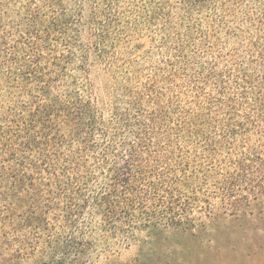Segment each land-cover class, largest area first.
Returning <instances> with one entry per match:
<instances>
[{
	"label": "trees",
	"instance_id": "1",
	"mask_svg": "<svg viewBox=\"0 0 264 264\" xmlns=\"http://www.w3.org/2000/svg\"><path fill=\"white\" fill-rule=\"evenodd\" d=\"M147 1L131 11L129 46L142 53L150 26L157 54L113 90L130 101L116 124L70 80L89 83L95 62L113 75L119 13L101 0H0V264H58L90 210L142 234L132 264L190 246L222 264L264 255V0ZM95 127L103 146L89 151ZM87 152L98 175L81 181ZM66 153L77 161L59 168Z\"/></svg>",
	"mask_w": 264,
	"mask_h": 264
},
{
	"label": "rangeland",
	"instance_id": "2",
	"mask_svg": "<svg viewBox=\"0 0 264 264\" xmlns=\"http://www.w3.org/2000/svg\"><path fill=\"white\" fill-rule=\"evenodd\" d=\"M220 0H211L210 3L204 5L205 9H215L217 3ZM167 2V0H164ZM101 0L100 9H114L113 15L117 17L122 23H126L124 30L117 32L115 35V40L117 43L111 49L113 59L111 62L112 74L104 73L106 67L103 63L95 62V65L91 68L89 83H80L78 81L70 80L74 86V96L80 99L83 103L91 99V104L95 105L96 108L105 113V118L109 121L112 120L116 124L126 123L127 117L125 116V110L127 104L130 102L128 93L119 94L113 92L114 89L125 85L128 81L130 74V66L135 67L140 70L142 67L143 58L146 56L148 59H155L158 48V38L153 34V29L149 26V30L143 32L142 41L146 44L145 49L142 53L137 54L132 51L129 45H132L135 39L137 30L132 23L131 11L135 9L141 10L147 0ZM107 4L108 6H106ZM201 4L198 3L197 6ZM115 22L113 19L105 21L100 26L103 28ZM141 22V26L142 27ZM136 63V64H135ZM139 79V78H138ZM92 80V84H91ZM140 80V79H139ZM141 81V80H140ZM109 86V94H104L105 86ZM93 85V86H92ZM120 106V107H119ZM98 127H95L93 134L87 139V147L89 151H96L103 146L101 139L98 136ZM79 143L76 142L74 148ZM88 154V152H87ZM71 161H77L76 157L66 153L61 156L58 163L59 168L66 165V163ZM78 167L75 168L76 172H81L79 175L82 181L88 174V170L92 173H97L99 168V161L95 156H89V154L79 163ZM98 167V168H97ZM87 168V170H86ZM72 177L76 174L72 175ZM81 182L75 184L73 187L69 186V190L74 192L75 189L81 188ZM99 183L93 182L87 188V193L95 194ZM91 210L88 215H85L79 222L77 227L73 230L72 240L68 241L67 252L64 255H59L58 264H72L74 262V249L73 246L79 241H86L87 244L83 247L81 252H84L79 262L77 264H132L131 259L135 255L136 246L142 237L141 233L134 231H127L126 226L119 225L114 228L112 224H106V222L101 221L99 215H91ZM108 218V217H107ZM108 220H112L109 219ZM113 222V221H112ZM75 238V243H74ZM79 251V250H78ZM68 253V254H67ZM240 256V255H239ZM58 260V259H57ZM222 264L220 253L217 251H199L194 250L191 246L184 249L183 252H170L161 259H157V262L152 264ZM237 264H264V255H261L260 259L256 258L254 261H243L242 259L236 260ZM28 264H35L33 261Z\"/></svg>",
	"mask_w": 264,
	"mask_h": 264
}]
</instances>
